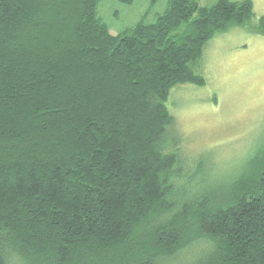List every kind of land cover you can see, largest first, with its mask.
<instances>
[{"label":"trees","instance_id":"1","mask_svg":"<svg viewBox=\"0 0 264 264\" xmlns=\"http://www.w3.org/2000/svg\"><path fill=\"white\" fill-rule=\"evenodd\" d=\"M99 1L0 0V264H264V143L193 186L166 142L172 89L205 85L253 0H170L117 34Z\"/></svg>","mask_w":264,"mask_h":264},{"label":"rangeland","instance_id":"2","mask_svg":"<svg viewBox=\"0 0 264 264\" xmlns=\"http://www.w3.org/2000/svg\"><path fill=\"white\" fill-rule=\"evenodd\" d=\"M169 1L100 0L98 17L117 34L140 20L154 22ZM253 2L247 25L233 24L206 43L196 68L205 85L187 83L171 91L167 103L175 120L166 142L174 146L179 138L180 183H229L264 143V34L251 28L260 24L264 0ZM13 261L8 264H21Z\"/></svg>","mask_w":264,"mask_h":264}]
</instances>
